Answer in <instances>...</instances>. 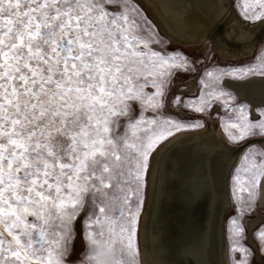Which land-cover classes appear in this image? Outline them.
<instances>
[{"label":"snow or ice","instance_id":"1","mask_svg":"<svg viewBox=\"0 0 264 264\" xmlns=\"http://www.w3.org/2000/svg\"><path fill=\"white\" fill-rule=\"evenodd\" d=\"M236 6L264 22V0ZM163 44L138 0H0V264H140L149 159L175 132L202 126L162 118L189 65ZM257 61L206 71L197 94L171 100L197 112L223 100L238 113L230 142L251 141L230 181L234 245L240 215L264 197V144L254 146L264 141V105L235 104L221 81L264 79V56ZM78 221L87 248L77 262ZM256 238L264 251V226ZM230 251L242 253L232 264H249L251 249Z\"/></svg>","mask_w":264,"mask_h":264},{"label":"bare ground","instance_id":"2","mask_svg":"<svg viewBox=\"0 0 264 264\" xmlns=\"http://www.w3.org/2000/svg\"><path fill=\"white\" fill-rule=\"evenodd\" d=\"M141 2L173 42L194 49L206 46L208 55L218 51L231 60L249 57L264 35V22L245 25L232 0ZM222 84L239 101L252 107L264 105V79L225 78ZM256 142L264 144L259 138ZM246 143H228L212 123L175 134L158 145L151 155L139 225V253L144 264H229L224 238V214L230 203L227 175ZM259 198L264 208V197ZM263 217L258 211L249 219L250 230ZM248 238L256 245L250 234ZM81 244L78 236L76 252Z\"/></svg>","mask_w":264,"mask_h":264},{"label":"rangeland","instance_id":"3","mask_svg":"<svg viewBox=\"0 0 264 264\" xmlns=\"http://www.w3.org/2000/svg\"><path fill=\"white\" fill-rule=\"evenodd\" d=\"M238 2L239 0H232V5L234 9L236 10V12L239 14V16L242 18L241 12L236 6ZM252 2L253 0H249V3H252ZM139 4L141 8L143 9L144 13H146L147 16L157 26L159 30V35L164 42L163 47L165 51H167L168 53L182 54L189 61V65L184 69L178 70L176 75L174 76L173 81L171 85L169 86V91L167 94V102L165 103V107L161 110V113H162V118H172V119H175V120H178L184 123L185 125H192L196 122H199L202 126L201 127H186L179 132H175L173 135L178 134L183 131L202 129V128H205L211 125L212 123H215V126L223 133L224 138L226 139L228 143L233 144V145L241 144V143H236V142H230L229 140V136H228L226 129L229 128L231 123L236 122L235 116L238 115V113L232 112L230 108L225 109L223 107V104H224L223 100L213 104L205 112H197L192 109L184 108L183 106H175L171 103V100L176 95L183 94L186 99H190L193 97V94H197L198 88L200 87V83H199L200 79L206 71H211L213 68H239V67H243L246 65L257 63L258 62L257 58L264 56V35L257 42L256 48L253 54L249 57L240 58L239 60H231V59L223 57L222 54L218 51L212 52L208 55L206 46H202L197 49H194L191 46L184 45L182 43L173 42L172 39L161 30L160 26L158 25L156 20L153 18V16L150 14V12L147 10V8L144 5H142L140 2ZM243 23L245 25H251L254 22H249L243 19ZM221 84H222V81H221ZM223 87L225 88V90L230 91L234 94V96L236 97L235 104H248L249 105V103L246 101H239V99L237 98L233 90L226 88L224 85ZM145 115L147 117H152L154 114L152 112H148ZM229 117H232V119L230 120ZM261 145H262V142L261 143L255 142L254 146L260 147ZM243 152L240 153L238 160L236 164L234 165V167L238 164V161L240 160ZM150 161H151V157L149 159V164H150ZM234 167L232 168L231 171H229L227 175L228 194L230 198V203H229V207L227 211L224 214V238L226 242V250L228 253L229 264H232L233 257L236 259H239L241 257L242 253L238 251L237 252L230 251L232 247L234 246L238 247L240 245L251 249V255L249 256V264H264V251L261 250L262 245L260 241L256 238L257 231L260 229L261 226H264V219H262V222L256 225L254 229H252L253 230L252 232L248 231V224H247L248 220L253 218L258 213V211H261L262 213H264V208H261L259 206V203H260L259 196H257L252 209L240 215V223L243 225L244 231L240 237L235 238V239H239L240 245H234L232 234L230 233V220L232 217L237 216L238 213L236 209L239 207V202H234L232 193L230 190V181H231V176H232ZM146 189H147V174H146V184L143 189V205L140 211L138 226H137L138 245H139V225H140L141 215L143 213V209L145 205ZM244 195L246 196L247 193H245ZM248 234L252 236L253 241L256 243V245L251 244L248 238ZM78 236H80L82 244H81V248L76 252L74 249L75 248L74 245H75V240ZM86 248H87V242L85 241L83 237L82 228H81L80 222L78 221L76 224V235L73 241V250H72L70 259L78 262V259L83 258V254L85 253ZM139 251H140V246H139ZM139 259H140V264H144L142 262V258H140V255H139Z\"/></svg>","mask_w":264,"mask_h":264},{"label":"water","instance_id":"4","mask_svg":"<svg viewBox=\"0 0 264 264\" xmlns=\"http://www.w3.org/2000/svg\"><path fill=\"white\" fill-rule=\"evenodd\" d=\"M142 5H144L142 2H141V0H138ZM248 143H251V141H247V143H246V145H248ZM259 201H260V198H259ZM259 206H260V203H259ZM176 217H178V219H180L182 216H180L179 217V214H177V216ZM262 219H264V217L262 218ZM181 220V219H180ZM176 221V220H175ZM261 221V220H260ZM258 223V222H257ZM256 223V224H257ZM252 227H254V226H252ZM248 231L249 232H251L252 230H250V228H249V226H248Z\"/></svg>","mask_w":264,"mask_h":264}]
</instances>
